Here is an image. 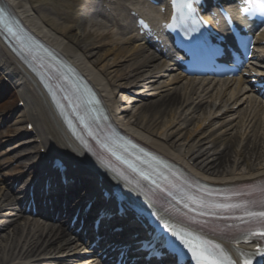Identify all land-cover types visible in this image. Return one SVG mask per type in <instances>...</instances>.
<instances>
[{
  "label": "bare ground",
  "instance_id": "1",
  "mask_svg": "<svg viewBox=\"0 0 264 264\" xmlns=\"http://www.w3.org/2000/svg\"><path fill=\"white\" fill-rule=\"evenodd\" d=\"M9 2L16 6L29 26L64 52L90 77L105 97L113 120L124 130L189 168L196 170L201 168L199 173L201 178L210 179L213 184L241 183L264 176V128L260 127L259 121L257 122L254 117L247 116V112L234 109L241 99L231 103L230 98H224L225 87L230 89L232 95L235 92L236 95L241 93L243 89L239 84L233 89V82L224 83L219 88L213 83L194 86L193 82L189 81L187 84L179 85L177 89L170 88L171 91L168 93L158 94L165 89L163 80L168 79L166 82L168 84H178L181 77L169 62L155 64L157 58L146 50L136 48L135 45L130 48L121 47L123 44L135 42L134 22L128 13L129 10L134 9L133 5L131 8L119 5L109 12L104 6L110 8L115 5L110 0H9ZM47 4H55L58 7L54 8V17L47 13L49 11L46 9ZM101 16L110 20L109 28H100L93 21V18ZM126 33L128 36H124ZM96 48L104 49L105 54L112 51L116 58L104 61L102 55L91 52ZM92 57L94 59L91 61ZM124 58H130V65L122 68L118 63ZM252 58L259 71L260 68L264 69V48L262 52L253 54ZM97 63H101L100 70L95 68ZM254 71L256 72L255 69ZM144 72L147 73L146 76L141 77ZM5 79L9 81L8 84L5 83ZM249 81L250 78H247L244 82L249 83ZM256 81L260 80L256 79ZM148 87H152L153 92L150 95L156 97V101L145 104L142 101L144 93L139 90H147ZM121 91L130 93L134 98L121 96L117 99ZM247 92H256V90L250 85ZM242 95L248 96L245 92ZM1 99L0 121L3 120L4 124H7L6 137L9 138L7 142L14 136H27L24 127H27L28 123L35 126L36 139L40 140L39 145L32 144L35 143V139L30 138L20 145L21 148L27 147L33 150L29 151L28 156L34 155L33 157L39 158V148L49 152L57 145H63L64 149L68 148V144L74 147L52 112L47 111L48 107L43 102L45 100L39 98L32 78L0 48ZM19 101L24 102L23 113L27 114L28 119L26 122L23 121V128L14 131L9 123L15 115ZM249 102L250 98L246 103ZM142 109L150 110L153 116L141 117L136 113L133 114L135 111H143ZM197 112L200 114L196 117ZM219 114L221 117L218 116ZM237 118L240 120L235 122ZM206 122H210L209 125L199 132V128ZM19 123L22 122L17 121L15 124ZM233 123H239L237 136H232L231 133L227 135L233 129ZM166 140L169 141L167 144L164 143ZM179 141H182L181 144ZM210 147L212 150H209ZM217 147L222 148L221 153L215 152L214 148ZM14 156L12 155L2 164L15 161L18 165L4 174L3 178L0 177V253L5 251L9 253L11 250L6 259L0 257V264H80L79 260L70 256L61 258L62 253L67 255L65 247L58 248L52 240L39 235L28 236L27 224L18 223L24 210L20 206L18 197H11L8 193L9 190H13L14 177L10 179L5 177L16 176L26 169L21 164L23 159ZM190 162L193 163L192 166H189ZM2 164L0 163V169ZM235 167L238 168L234 169ZM71 178L72 182L69 181L65 189L58 186L49 191L51 198L56 197L61 214L65 212L66 217L75 210L77 202L73 197L80 192L78 202L87 199L90 188H85L84 184L93 182L92 177L83 178L79 172H73ZM77 181L80 182L79 187ZM28 184L30 183L27 182L26 185ZM82 187L83 190L79 191L78 188ZM19 191L17 188L16 192ZM23 194L21 193L20 196L22 197ZM96 200L98 201L99 197ZM80 212V216H84L82 209ZM25 232L26 236H23ZM142 234L143 230L137 228L131 232H117L113 236L114 240L125 238L127 240L124 241L125 243H131L137 241L131 236L140 237ZM20 241L22 245L16 251Z\"/></svg>",
  "mask_w": 264,
  "mask_h": 264
},
{
  "label": "snow or ice",
  "instance_id": "2",
  "mask_svg": "<svg viewBox=\"0 0 264 264\" xmlns=\"http://www.w3.org/2000/svg\"><path fill=\"white\" fill-rule=\"evenodd\" d=\"M185 2L190 7L191 0H185ZM250 3L259 4V7L245 9L246 15L264 17V0H250ZM4 12L5 9L0 8V29H6L10 36H15L16 33L12 28L4 23ZM180 19L182 21L184 16ZM228 23H232L230 18ZM140 24L143 28L148 27L143 21ZM166 27L176 28L177 17L174 16L172 24ZM197 31H199L198 25L192 24L185 29V34ZM202 43V40L198 41V47ZM80 142L83 150H89L87 143L82 139ZM117 159L120 158L117 157ZM98 162L102 167L115 173V170L99 157ZM128 167L143 181L153 185L157 192L166 193L171 201L180 206L169 213V218L157 215V212L148 213L159 221L160 231L156 233V239L168 250L175 264H188L189 259L194 264H264V183L259 188L258 195L254 191L219 190L204 185H199L195 189L185 185L184 187H188V190L183 191L175 183L170 182L169 177L162 172L160 176L165 181L163 184L153 179L151 175L138 171L132 165ZM115 175L118 180H123L130 190L144 194L143 187L139 183L134 185L127 176L120 173ZM172 175L175 174L172 173ZM151 191L152 189H149V192ZM151 206L155 207V200L151 202ZM139 211L143 212L145 209L141 207ZM208 234L219 235L237 246L234 249L235 256L221 243L210 239ZM241 242L255 244V251H240L238 245Z\"/></svg>",
  "mask_w": 264,
  "mask_h": 264
},
{
  "label": "rangeland",
  "instance_id": "3",
  "mask_svg": "<svg viewBox=\"0 0 264 264\" xmlns=\"http://www.w3.org/2000/svg\"><path fill=\"white\" fill-rule=\"evenodd\" d=\"M54 8H58L55 4H47L46 5V9L47 10H49L47 13H49L50 14V16L51 17H54V15H53V11H54ZM132 45L131 44H127V45H122L121 47H127V48H130ZM133 47V46H132ZM136 48H139V46H136ZM91 52H93V53H95V54H99V55H102L103 56V60L104 61H108V60H113L114 58H116L115 57V54L112 52V51H108L106 54L105 53H103V52H105V50L104 49H98V48H96V49H92V51ZM94 58L92 57L91 58V61L93 60ZM103 61V62H104ZM130 63V58H124L122 61H120L118 64H120L119 66L120 67H122V68H124L125 67V65H127L128 66V64ZM155 64H157V65H159V64H161V59L160 60H158ZM100 65H101V63H97L96 65H95V68L97 69V70H100ZM130 65V64H129ZM119 67V68H120ZM127 71V70H126ZM121 72V71H120ZM121 74V73H120ZM146 72H144L143 73V75H141V77H144V76H146ZM163 81H165L164 82V84H165V89L164 90H162V91H159L158 92V94H164V92L166 93H168L169 91H171L172 89H176V88H178L177 86L178 85H176V84H168V83H166L167 81H168V79H165V80H163ZM162 81V82H163ZM185 82L186 81H183L182 82V84H180V86L181 85H184L185 84ZM163 84V85H164ZM170 88H171V90H170ZM139 91H143V93L145 94H143V99H142V101H143V103H145V104H149V102H155L156 101V97H151V93L153 92V90H152V87H148V89L147 90H139ZM151 94V95H150ZM118 95V94H117ZM126 97V98H129V97H131V98H134L130 93H127L126 91L125 92H123V91H121V92H119V95H118V97H117V99L118 98H120V97ZM145 96V97H144ZM139 97H140V95H139ZM142 98V97H141ZM2 101V99L0 100V102ZM122 106L123 107H125V104L124 103H122ZM143 111H135V112H133V114H135L136 113V115H139V116H144V115H146V116H149V117H152L153 115H152V113L153 112H151L150 110H147V109H142ZM22 113H23V111H19V112H17V114L11 119V122H10V125L12 126L11 128L14 130L15 128H23V123H19V125L18 126H16L17 124H15L18 120H22L23 121V119H22ZM198 114H200V113H196L195 114V116L197 117L198 116ZM235 122H237V121H235ZM234 124V123H233ZM7 125V124H6ZM6 125H5V127L3 126V128H5V130H6ZM238 130H239V128H238V124H235V126H233V129H231L230 130V132H228L227 133V135H229L230 133L232 134V136H237L238 135ZM0 133H1V136H0V144L3 146L2 147V149H0V153H4V154H6L5 156H2V157H0V163H2V160H4L5 158H8V157H10V156H12V155H15L14 157H16L19 153H18V151L16 152V147H15V145H16V143H18V141L17 140H15V139H10V142H7L8 140H9V138H6L5 137V134H7V130L6 131H0ZM25 138H29V137H25ZM24 139V138H23ZM169 141H167V143H168ZM173 142V141H172ZM181 142L182 141H179V143L181 144ZM239 142H240V140H239ZM167 143H165V144H167ZM251 143V142H250ZM220 147V146H219ZM219 147H217V149L216 148H214L215 149V152H219V153H221L222 152V148H219ZM15 150V151H14ZM209 150H212V147H210L209 148ZM29 151V149H27V150H25V151H23V152H28ZM210 157H212V154L210 155ZM26 159H24L23 161H25ZM23 163H27V162H23ZM16 164V163H15ZM17 164H18V162H17ZM6 168V167H5ZM5 168H4V166H3V169H1L0 170V177L5 173V172H7V170H5ZM236 168H238V167H235L234 169H236ZM200 170H202L201 168L199 169V171ZM198 172V171H197ZM23 219L21 218V220H19L18 221V223L20 224V225H22L23 224ZM25 235V234H24ZM23 235V236H24ZM22 245V241H20V244H19V246H18V248H17V250L16 251H18V249H19V247ZM15 251V252H16ZM10 253H11V250L9 251V253L7 252V251H5L4 253H0V257H1V259H6L9 255H10Z\"/></svg>",
  "mask_w": 264,
  "mask_h": 264
}]
</instances>
